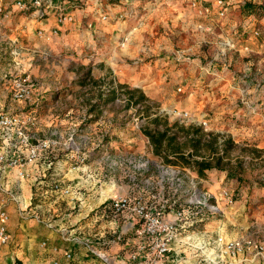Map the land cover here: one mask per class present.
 I'll use <instances>...</instances> for the list:
<instances>
[{
  "label": "rangeland",
  "instance_id": "1",
  "mask_svg": "<svg viewBox=\"0 0 264 264\" xmlns=\"http://www.w3.org/2000/svg\"><path fill=\"white\" fill-rule=\"evenodd\" d=\"M15 1L7 0L12 6L9 7L11 15L5 19L0 17V112H32L35 120L29 123L27 130L30 136L35 137L32 144L37 141L57 142L58 149H62L73 135L77 147L84 149L85 138L89 137L92 142L86 147L85 154L89 155V159L85 165L96 174L101 172V157L105 151L110 152L106 148L110 141L116 144L114 151L119 154L152 152L144 130L155 129V124L151 122L153 115L162 116L161 129L167 121L170 125L174 124L173 111L189 112L192 118L204 116L211 121L213 131H221L227 137L223 170L214 169L213 186H205L212 192L223 186H229L237 193L241 189L246 193V202L242 204L245 205L244 215L264 214V47L262 52L254 54L250 50H240L236 44L235 50L221 55L218 43L227 36L235 38V32L234 35L213 32L214 43L201 41L206 31L196 29L195 34L199 32L201 36L197 48L200 64L192 78L196 75L195 79L202 81L200 89L203 91L191 97L192 91L187 84H174L165 97L164 93L151 92L155 91L152 89L146 91L148 96L142 88L129 84L137 81L136 85L151 84L156 88V84L150 81L159 79V76L154 78L150 75L147 65L150 62L155 65L159 58L157 53L148 51L152 55L148 57V52L144 51V47L154 46H142V41L135 45L129 43L133 32L141 35L133 26L141 23V13L147 9L137 6L139 13H135L136 22L132 25L129 15L121 18L126 14L125 9L132 7L126 1H58L76 4L78 9L70 8L73 22L60 36L47 43L37 36L40 30L37 28V18L30 17V11L13 9ZM146 3L170 7L173 1L147 0ZM150 14L149 19L158 16L152 15L153 12ZM104 15L108 16V21L102 20ZM258 17L264 21L263 13ZM126 21L124 26L119 23ZM260 27L264 36V24ZM158 36L155 38H160ZM187 38L188 35L183 36V48ZM152 41L154 45L157 43ZM175 45L177 51L180 50L178 47L181 46L178 43ZM189 55L180 61L192 62L197 57L191 53ZM15 80H20L29 90L24 101L16 102L13 99ZM214 80L219 85L216 91L218 102L211 108L204 90ZM180 87L182 92L178 91ZM194 90L197 91L196 88ZM135 91L143 94L148 101L136 105L139 94L134 99L131 96V92ZM192 104L193 109L188 107ZM96 145L103 148L101 154L96 155V151L92 150ZM59 154V159L64 160L61 152ZM154 158L165 161L164 157L154 155ZM170 160L175 161L172 157ZM168 165L191 169L180 163ZM68 168L73 170L74 164L69 163ZM75 179L76 176H71L69 184L76 182ZM242 205H237L226 215H238L239 211H243ZM217 230H220L219 226ZM260 230L258 226L251 227L247 238L264 242Z\"/></svg>",
  "mask_w": 264,
  "mask_h": 264
},
{
  "label": "built area",
  "instance_id": "2",
  "mask_svg": "<svg viewBox=\"0 0 264 264\" xmlns=\"http://www.w3.org/2000/svg\"><path fill=\"white\" fill-rule=\"evenodd\" d=\"M69 4L57 0H16L13 8L19 12L33 10L41 20L55 12L58 25L64 26L74 20L67 11L78 9L76 4ZM9 6L7 0H0V17L5 19L11 15ZM192 6L196 9L197 2ZM228 8L226 0H217L216 19L227 20ZM198 14L206 18L212 15L209 8H202ZM253 19L259 21L257 15ZM102 20L109 18L104 15ZM59 32V28L40 29L37 36L50 43ZM236 44V38H222L218 43L220 54L235 50ZM240 50L250 49L245 46ZM12 90L16 102L24 101L29 95L20 80L13 82ZM171 114L179 127L201 129L207 141L216 137L215 155L224 157L227 137L221 131H213L209 119L192 118L189 112L183 111ZM32 120H35L32 112H0V257L4 248L13 245L11 207H16L25 219H35L54 229L55 219L39 216L47 199L68 198L76 208L85 202L89 190V193L98 190L100 197L106 191L109 195L99 207V215H83L75 225L62 227L59 232L64 248L46 241L41 243V251L52 256V264H244L248 256L264 264V242L255 238L230 240L219 230L210 231L214 220H221L237 206L239 194L235 189L223 186L212 192L197 177L193 167L168 165L164 159L154 158L153 149L151 153L105 151L99 161L101 172L80 170L86 174L84 181L89 186L66 184L63 175L69 163L74 164L73 171L85 167L89 159L86 147L91 145V138H85L84 149L77 147L73 135L62 149H58L57 142L32 144L35 137L27 132ZM136 128L140 130L138 124ZM59 152L64 160L59 159ZM12 170H16L13 186L7 180ZM27 179L32 183L31 191L25 196L23 183ZM81 251L87 262L81 257ZM12 258L16 264V258Z\"/></svg>",
  "mask_w": 264,
  "mask_h": 264
},
{
  "label": "crops",
  "instance_id": "3",
  "mask_svg": "<svg viewBox=\"0 0 264 264\" xmlns=\"http://www.w3.org/2000/svg\"><path fill=\"white\" fill-rule=\"evenodd\" d=\"M58 1L61 0H57V2ZM121 1H126L127 3L132 4V7H129L128 10L125 9L126 14L121 15L123 18L125 15L132 17V25H134L136 22L137 15L135 13H139L137 6L147 9L145 13L143 12L144 14L141 13L142 15L139 19L141 20V23H138L139 27L138 24L133 26V28H137L140 31L141 35H135L133 32V38L131 39L130 37L131 41L129 39V43L131 42L133 45L138 44L141 41L142 46H145V44H151L154 47L146 46L144 47V51L153 52L154 54L157 53L156 55L159 57L158 60H156L157 62L155 65H152V62L147 64L150 75L154 78L159 76L158 81H155L154 79H151L150 81L151 83L156 84V88L151 84L142 86L136 85L137 81L129 83L134 87L142 88L145 90L147 95L148 93L146 91H150V89H152L155 91L151 92L164 93L163 95L165 97L167 93L171 91L170 89H172L174 84L180 86L187 84L192 91V94L190 95L191 97L194 93L203 91L200 89L202 81L195 79L196 75L194 78H192V75L194 73L196 74L197 68L200 64V53L197 48L199 46L198 43L201 36L199 35V32L195 34L194 31H197L196 29L199 30L200 28L206 31L203 36L205 39L203 38L201 41L208 40L209 42L214 41L215 43L216 39L212 36L213 32L215 31H221L224 35H234L233 33L235 32V38L238 40L239 48L247 46L250 51H252V53L258 54L262 52V48L264 47V36L260 27L264 24V21H260V17H258L259 14H262V11H264V0H226L229 7V16L228 19L224 20L223 22H220L218 19H216L217 11L214 9V4L217 0H170V2L173 1L172 5H170L172 10L170 7H164L163 5L160 6L163 8H160L156 7V5L154 6L150 3H146L147 0ZM194 1H196L198 4L196 9H194L192 6ZM143 3L146 4L142 6ZM202 8H209L212 15L209 18L199 15L198 12ZM67 12L73 15L72 11L69 10ZM152 12V15H158L155 17L156 19H149L151 15L150 13ZM255 15H257L259 21L253 19L255 18ZM31 16L36 19V14L32 13L30 17ZM98 20L101 22L100 17ZM253 20L255 22L252 23ZM36 22H39L37 24L38 29L51 31L59 28L60 32L54 39L60 36L67 26L71 24L70 22L64 26L58 25L57 14L55 12L49 13L42 20L38 18ZM119 23H121V26H124L127 24V21ZM155 28L158 30H155ZM137 29H135V31ZM143 30L144 33H142ZM254 31H259L258 35H254ZM191 32L194 33L191 35ZM156 35H159L158 37L160 38L156 39ZM185 35H188V38L186 41H184L185 48H183L181 43L183 42V36ZM151 38L157 42L155 45L153 44L154 42ZM175 43H178V45L181 46L178 47L180 50L177 51V46ZM149 52L147 53L148 57L152 56L149 54ZM189 52L197 57L194 58L192 62L191 60L180 61L182 58H185V55L190 56ZM153 71H155V74ZM218 81L219 80H217V82ZM208 86L209 88L206 87L208 89L205 88L204 91L206 96H208V103L210 104V107L213 108L218 102V92L216 91H218L219 88H217V86L219 85H217L214 80L212 84ZM194 88H196L197 91H195ZM179 89H182V87ZM253 91L254 89L252 92ZM193 106L194 105L192 104L188 107L193 109ZM106 148H108L111 152H114L116 144L110 141ZM92 150L96 151V155L103 152V148H100L99 145H96ZM87 168L90 171H93L91 167L86 165L83 169H79L76 172H74L75 170H70L67 167L63 175V181L66 184H69L71 176H76V182L71 184H78L81 188L89 186L90 183H85L84 181L86 174L81 172L82 170L85 171ZM214 172V170L206 172L207 178L204 181L205 184H208L210 187L213 186L211 182H214ZM7 180L12 186L14 185L16 180V170L9 172ZM31 183L32 182L29 179L23 183V194L25 196H27L31 191ZM89 192L87 193L88 197L85 202L82 205L78 204L76 208L72 203H70L68 198H64L60 201H55L54 198L51 200L47 199V201L44 203V206H42L39 211V213H41L39 216L43 219H55L54 229H49L47 226L39 224L35 219H25L16 210V207H11L10 232L13 237V245L2 250L0 264H14L12 257L16 258V264H52V256L48 252L46 253L41 251V243L46 241L49 245H57L61 248H64L65 245L61 240L59 230L65 226L75 225L81 220L83 215H99L97 214L100 213L98 210L99 207L109 196L107 191L104 192L101 197L100 191L98 190H94L91 193ZM238 194L240 197L237 205L241 206L244 204V202H246V193L240 189ZM241 209H243V211H239L238 215H225L221 220H214L209 226L210 231H218L217 228L219 226V232L224 234L228 239L242 240L247 238V235L249 234L248 230L251 227L255 228V226H258L259 229H261L260 231L263 233L262 236L264 237V231L262 230L264 229V214L260 212L259 215H244L245 205H242ZM80 254L81 257L85 259L84 252L81 251ZM85 260L87 262L88 259ZM244 264L261 263L254 260L251 256H248L245 258Z\"/></svg>",
  "mask_w": 264,
  "mask_h": 264
},
{
  "label": "trees",
  "instance_id": "4",
  "mask_svg": "<svg viewBox=\"0 0 264 264\" xmlns=\"http://www.w3.org/2000/svg\"><path fill=\"white\" fill-rule=\"evenodd\" d=\"M33 13L30 11L29 15ZM139 94L135 101L136 105L148 101V99L138 91L131 92L132 99ZM161 115L153 116L151 122L155 124V129L147 128L144 130L149 139L155 156L164 157L168 164H182L194 168L195 173L202 180H206L207 171L214 169L223 170V157H217L216 137L207 141L201 129L179 127L177 124L170 125L165 122L164 127L160 128ZM191 149L192 153L188 152ZM170 157L175 161H171ZM201 157L202 160H194Z\"/></svg>",
  "mask_w": 264,
  "mask_h": 264
}]
</instances>
